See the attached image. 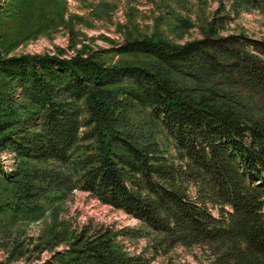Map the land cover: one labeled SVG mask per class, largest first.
<instances>
[{
  "label": "trees",
  "instance_id": "obj_1",
  "mask_svg": "<svg viewBox=\"0 0 264 264\" xmlns=\"http://www.w3.org/2000/svg\"><path fill=\"white\" fill-rule=\"evenodd\" d=\"M231 7L264 12V0ZM228 19L213 16L183 44L127 39L116 51L150 57L139 65L109 64L104 48L0 50V153L17 159L0 169V215L36 217L45 200L80 189L166 247L202 248L209 264H264V39L222 34ZM90 230L43 262L19 242L0 264L136 263L116 233Z\"/></svg>",
  "mask_w": 264,
  "mask_h": 264
},
{
  "label": "rangeland",
  "instance_id": "obj_2",
  "mask_svg": "<svg viewBox=\"0 0 264 264\" xmlns=\"http://www.w3.org/2000/svg\"><path fill=\"white\" fill-rule=\"evenodd\" d=\"M232 1L17 0L9 5L10 0H0V50L19 55L54 54L59 49L68 56L84 46L104 48L110 50L104 57L109 64L139 65L150 57L116 51L127 39L162 37L183 44L200 38L202 27L219 14L229 15L222 34L243 32L264 39V12L251 9L235 13ZM16 161L12 153H0L3 171L12 170ZM30 165L49 167L44 161ZM6 188L0 179V198ZM50 199L36 217L11 211L0 215V261H5L12 246L24 242L28 250L25 258L43 262L67 250L82 228H91V232L108 228L117 234L114 243L137 259L135 264H209L208 253L202 248L166 247L139 220L89 192L74 189L64 198Z\"/></svg>",
  "mask_w": 264,
  "mask_h": 264
}]
</instances>
